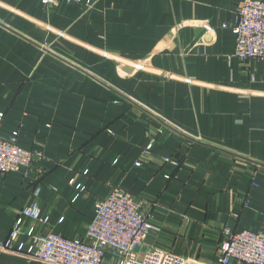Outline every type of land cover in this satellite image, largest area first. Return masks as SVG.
I'll return each mask as SVG.
<instances>
[{
  "label": "crops",
  "instance_id": "crops-1",
  "mask_svg": "<svg viewBox=\"0 0 264 264\" xmlns=\"http://www.w3.org/2000/svg\"><path fill=\"white\" fill-rule=\"evenodd\" d=\"M43 1L0 0V136L42 156L0 173V264H47L2 249L22 209L49 221L25 219L18 243L84 239L114 188L155 227L140 259L220 264L224 227L264 232V62L235 57L232 28L245 0Z\"/></svg>",
  "mask_w": 264,
  "mask_h": 264
},
{
  "label": "built area",
  "instance_id": "built-area-1",
  "mask_svg": "<svg viewBox=\"0 0 264 264\" xmlns=\"http://www.w3.org/2000/svg\"><path fill=\"white\" fill-rule=\"evenodd\" d=\"M78 0H68L69 3ZM45 4L52 0H44ZM224 25V28H229ZM237 40L235 57L242 62H264V0H245L232 26ZM0 116V122L2 121ZM154 148L151 141L144 154ZM41 154L19 145L17 138L0 136V173L7 175L21 170L27 172L41 158ZM165 163L179 167L180 161L163 157ZM141 166V161L136 163ZM40 188L34 190L38 196ZM25 219L42 223L49 221L38 205L25 207L19 213L9 239L2 249L13 251L47 264H103L110 255L118 264H185L180 257L153 249L139 258L138 250L145 245L148 233L155 229L141 204L121 188H114L108 197L98 200L95 216L84 239H67L59 234L40 235L34 228L24 235L29 243H18ZM220 264H264V232L236 231L226 226L220 240Z\"/></svg>",
  "mask_w": 264,
  "mask_h": 264
}]
</instances>
